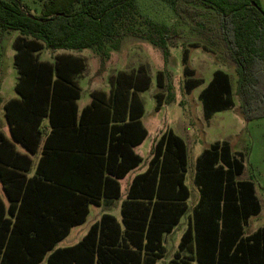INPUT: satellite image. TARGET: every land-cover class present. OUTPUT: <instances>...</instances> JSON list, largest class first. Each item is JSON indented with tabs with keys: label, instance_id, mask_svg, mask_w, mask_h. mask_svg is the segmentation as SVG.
Segmentation results:
<instances>
[{
	"label": "trees",
	"instance_id": "trees-1",
	"mask_svg": "<svg viewBox=\"0 0 264 264\" xmlns=\"http://www.w3.org/2000/svg\"><path fill=\"white\" fill-rule=\"evenodd\" d=\"M158 1L189 22L206 43L220 47L224 59L233 64L241 117H264V11L259 0ZM138 17L135 0H45L38 15L18 0H0V31L18 33L13 48L19 98L5 104L10 135L29 155L38 156L34 161L15 153L20 158L16 171L13 160L0 159V181L8 202L5 207L0 200V264H40L44 259V264H155L162 257V236L185 213L189 195L184 184L186 146L170 129L155 140L147 168L131 181L121 207L123 228L103 215L77 244L55 248L71 227L83 223L89 205L118 199L117 180L142 162L132 150L147 135L139 122L142 106L137 93L148 89L150 81L143 70L120 72L110 78L114 89L108 96L92 92L91 102L79 112L77 78L86 68L84 59L61 54L49 63L39 61L37 53L91 50L104 63L125 37L137 35L161 49L166 59L167 29L146 20V32L136 31ZM188 59L184 50L186 94L203 83L193 77ZM163 75L155 73L160 90L165 87ZM166 99L171 102L173 96L157 92L154 109L158 111ZM198 100L204 120L231 109L229 75L215 70ZM122 104L129 105L127 115L119 109ZM44 119L50 132L41 143ZM64 138H69L66 147L53 145ZM13 142L0 134V149L14 153ZM60 158L66 160L64 179L56 163L48 169L51 160ZM242 171L241 155L233 156L227 142L211 145L197 158L193 183L199 200L169 264H188L180 258L183 250L192 251L195 264H264V227L242 237L243 225L260 210L253 183L235 180ZM53 200L71 206L55 208L51 214L47 205ZM137 204L143 206L145 218L139 228L126 220L129 211L141 214V209H131ZM63 216L73 218L63 221ZM109 222L115 238L107 234Z\"/></svg>",
	"mask_w": 264,
	"mask_h": 264
},
{
	"label": "rangeland",
	"instance_id": "rangeland-1",
	"mask_svg": "<svg viewBox=\"0 0 264 264\" xmlns=\"http://www.w3.org/2000/svg\"><path fill=\"white\" fill-rule=\"evenodd\" d=\"M19 1L32 15H38L45 0ZM135 4L139 17L135 21L133 29L146 32V20H152L155 24L165 27L167 29L166 44L169 46L168 57L165 59L161 49L151 45L142 37H137V35L125 37L121 41L119 51L111 52L109 59L104 63H101L91 50L79 52L77 54L85 58L87 65V69L81 78L84 93H87L91 88H105L108 86L109 77L118 71L135 72L143 70L147 75L149 74L152 77V86L148 91L141 94L144 105L143 121L147 125L148 119L156 121V124L160 119H164L162 121L163 126L166 122L167 126L186 143L188 154L186 185L190 191L189 207L197 197V192L191 181L195 157L210 144L216 141H227L233 152L243 155L244 171L239 179L253 182L256 196L261 205L260 214L250 218L247 227L244 229L245 234L252 233L257 228L264 226V117L245 120L239 114V100L235 95L236 73L233 64L224 59L220 47L206 43L190 29L189 22L177 18L166 4L158 0H135ZM260 7L264 11V0H260ZM137 34L141 33L137 32ZM12 38V35L7 36L6 49H9ZM184 50H186L189 58L187 66L195 70L194 78H203L206 84L214 69H222L229 75L234 107L228 111L215 114L209 124L206 123V126L197 98L203 86L196 88L189 94H186L183 88L184 76L182 74L181 56ZM54 54L56 52L43 51L40 58L51 60ZM11 71L10 68L8 74ZM157 71H162L164 74L165 87L162 90L157 88L155 83L154 77ZM9 77L10 75L7 76V78ZM7 80L9 83L10 79ZM156 91H161L167 96L170 94L173 96L171 102H168L167 99L164 101L163 109L159 113L153 111L155 105L153 94ZM9 95L15 96L13 90ZM83 100L84 96L80 99L79 104ZM189 128H193L196 132ZM147 129L151 134L152 128L149 129L147 126ZM149 142V139L146 140L140 148V153L143 156L150 152ZM93 210L94 208L90 211L86 225L94 216L95 210ZM178 233L176 230L174 234L177 235ZM169 257L167 251L164 260H168Z\"/></svg>",
	"mask_w": 264,
	"mask_h": 264
},
{
	"label": "crops",
	"instance_id": "crops-1",
	"mask_svg": "<svg viewBox=\"0 0 264 264\" xmlns=\"http://www.w3.org/2000/svg\"><path fill=\"white\" fill-rule=\"evenodd\" d=\"M259 2H260V0H259ZM8 35H12L13 38L10 41L9 49H6L7 48V45H6V42L5 41H6V38H7ZM17 35H18L17 32L0 31V134L4 138L8 139L11 142H13V141L11 139L9 124H8V121H7V118H6L5 104L9 100L18 99L19 98L18 95H17V93H16V91H15V86L17 84V79H18V74H17V70H16V68L14 66V55H15L16 52H15V50L13 48V42H14L15 38L17 37ZM10 50H11V52L9 53ZM43 51H48V50H41L40 52L37 53L38 60L39 61H42V62L52 63L54 61V57L57 56V55H61V54H71L73 56L82 57L84 59V61H85V64H86L85 58L83 56L77 54L79 52L64 51V50H55V51H51V52H56V54L53 55V57L51 58V60H42L40 58V54ZM8 64H9V66H8ZM10 68L12 69L13 72L11 71L8 74V71H9ZM86 69H87V65H86V68H85L84 72L77 78V84H78V86L81 89V91H80V97H79V99L76 102V105H77V108H78V111L79 112L81 111V109L83 107L87 106L91 102V93L92 92H95V91L101 92L105 97L109 95L110 90L114 89V88H111V86H110V83H109L110 78L116 76L120 72L127 73V74H130L131 73L129 71H118L116 74H114L113 76H110L109 77V79H108V86H106L105 88H101V89L91 88L90 90H88L87 93H84V89L82 88V85H81V78L83 77ZM215 70H222V69H214L211 72V77H212V74H213V72ZM194 72H195V70H194ZM8 75H10L9 78H7ZM148 77H149V81H150V85H149L148 89L137 93V98L140 101L141 106H142V114H141V116L139 118V122L141 123L142 127L146 130L147 135H146V137L143 139V141L139 145L135 146L132 149L133 152L142 159V162L136 168H134L133 170H131L130 172H128L123 178L117 180V183H118V186H119V195H120L118 199H114V200L102 199V200L99 201V203L97 205H89L88 208H87V215L84 218L83 223H81L80 225H76V226L71 227L68 235L66 237H64L61 241H59L55 245V248H67V247H71V246L77 244L87 234V232L89 231V229L91 228V226L94 225V224H96V223H98L100 221V219H101V217L103 215H108V216L112 217L114 219V221L116 222V224H118L121 228H123V225H122L121 207H122V202L126 198L127 191H128V188H129V186L131 184L132 179L134 178L135 175L142 173L147 168L148 162H149L150 157H151V148L153 146V143L159 137V135H161V133H163L164 131L170 129L175 135H177L170 127L167 126V124H166L165 121H164L165 122V126H163L162 121L164 119H160V121L157 123L158 125L156 124V121L150 120V119L147 120V125L144 123V121H143V117H144V105H143V102H142V99H141V94H143L146 91H148L150 89V87L152 86V77L149 74H148ZM211 77H210L209 81L211 80ZM7 79H10V82L9 83H8V80ZM154 79H155V77H154ZM201 79L203 80V83L200 86H203V88H204L208 84L209 81L205 84V80L203 78H201ZM200 86H198V87H200ZM198 87H196V88H198ZM195 89H193L191 92H193ZM12 90L15 93V96L9 95V93ZM157 92H159V91H156L153 94L154 101H155V94ZM130 93H131V90L128 91V97H129V94ZM82 96H84V100H83V102L81 104H79V101L82 98ZM197 98H198V96H197ZM199 103H200V101H199ZM128 106L129 105L126 104V108H124V105L122 104V106L119 109L122 112H123V110L126 111V115H127V112H128V108L127 107ZM163 106H164V104H163ZM163 106L158 111H156L153 108V111L155 113H159L163 109ZM14 107H16V106H14ZM135 107H138V104L137 103L135 104ZM154 107H155V105H154ZM200 108H201V114H202V118H203L201 103H200ZM226 111H228V110H226ZM222 112H224V111H222ZM218 113H221V112H218ZM215 114H217V113H214L212 115V117L210 119H208V120H204V118H203L205 126H206V123L209 124V121L213 118V116ZM42 126H43L42 127L43 128V132H42L41 143L43 142V140L45 139V137L50 132V127L48 125L47 119H44L43 120ZM147 126L149 127V129L152 128V133L151 134H150V131L147 129ZM207 127H208V125H207ZM189 129H192L193 130V128H189ZM193 131H195V130H193ZM148 139L150 140V142H149L150 143V152L146 156H143L140 153V148H141L142 144L146 140H148ZM67 141H69V138H64V139H62L60 141L55 142L53 145H56V146H59V147H66L65 144L69 143ZM222 142H227V141H216V142L210 144L207 148L203 149L195 157L194 164H193V168H192V172H191V174H192L191 181H192V185L194 186V188H195V190L197 192V197H196V199H194L191 207H189V205H188V200L190 198V191H189V188L186 185V175L188 173V154H187V147H186L187 166H186V173H185L184 184H185V186H186V188L188 190V193H189L188 198L185 201L186 211L180 217L178 223L173 227L172 231L170 233H166V234H164L162 236L161 244H162V247L164 249V252H163L162 257L156 260L155 264H169L172 260H174L175 253L178 252V245L180 243L181 237H182L183 233L185 232V230L187 229V227L192 224L193 210L196 207V205L198 203V200H199L198 189H197V187L193 183V176H194V173H195V163H196V160L201 155V153L204 150L209 149L211 145H213L215 143H222ZM13 144H14V153L11 150H7L6 148L5 149H0V159H2L4 162H7V160H13V161H10L12 163L11 166H13V170H15V171L17 170V168H18L17 165H19V160H20V158H18L17 155H15V153L22 154V155L23 154H26L27 156L31 157L34 161L37 160V157L38 156H31V155H29L27 153V151L19 143L13 142ZM228 145L230 146L231 154L233 156H235V157L241 155L242 160H243V155L241 153L233 152L232 151V148H231V145L229 143H228ZM185 146H186V143H185ZM10 162H9V164H11ZM55 163L57 164V166H60V168H58V169L59 170H62V176H61V178L64 179L66 177V173H64V168H65L66 160L64 158H60V160L59 159H57V160H51L49 162V165H51V166H49L48 169L49 170L50 169L52 170L55 167L54 166ZM243 171H244V164H243ZM243 171H242V173L240 175H238L235 178V180H237V181H247V180H240L239 179L241 177V175L243 174ZM31 175H32V172H29V173L26 174V176L28 178L31 177ZM253 187H254V195H255V197H256V199L258 201L260 210H259V213L257 215L249 217V219L247 220V222L245 223V225H243V227H242V237H247V236L253 234L254 232H256L258 229L264 227V226H261V227L257 228L255 231H253L250 234H245V231H244L245 227H247V225H248V222H249L250 218L258 216L260 214V212H261V205H260V202H259V200H258V198L256 196V191H255L254 184H253ZM0 200L2 201V203L4 204V206L6 207L7 204H8V202H7L5 193H4L3 189H2V183H1V181H0ZM55 202L56 201L53 200L51 202V204H48L47 205V209L48 210H51V212H52L51 214H53V212H55L54 211L55 208L65 209V208H69L71 206V202H66V201H63V202H60V203L59 202L55 203ZM131 207H132L131 209H137L136 210L137 212H139V209H141V214H139V215H137V214L133 215L134 213H132V211H129V212H131V214L128 215V216H126V218H127L126 220L129 223L133 224V225L136 224L135 226L139 228L140 223L143 222L144 219H145L144 218V210H143L144 208H142L143 206H141V204H137L136 206L133 205ZM92 208H94V210H95V211L93 210L94 211V216H93L92 220L89 222V224L86 225L87 222H88L89 215H90V211H91ZM64 218H65V220H71L73 217L63 216V221H64ZM110 223L111 222H109V229L110 230H109V232H107V234L109 235V237L115 238L116 232H115V230H113V227H112L113 224L112 223L110 224ZM176 230H178V232H179L177 235L174 234ZM129 233H135V232L130 231ZM191 249H193L192 246H191ZM167 251L169 252L170 257L168 258V260H164ZM179 255H180V258L181 259L187 260V263L188 264H195V262L192 259V256H193L192 251H190V252L188 250L179 251ZM187 257H189V258H187ZM44 263H45V259L40 264H44ZM115 264H134V263H128V262L119 263V262H117Z\"/></svg>",
	"mask_w": 264,
	"mask_h": 264
}]
</instances>
